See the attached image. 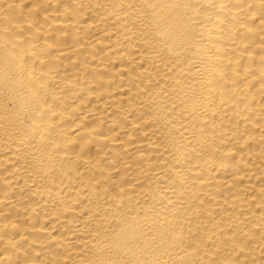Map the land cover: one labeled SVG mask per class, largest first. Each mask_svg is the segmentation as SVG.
<instances>
[{"label":"bare ground","instance_id":"6f19581e","mask_svg":"<svg viewBox=\"0 0 264 264\" xmlns=\"http://www.w3.org/2000/svg\"><path fill=\"white\" fill-rule=\"evenodd\" d=\"M0 264H264V0H0Z\"/></svg>","mask_w":264,"mask_h":264}]
</instances>
